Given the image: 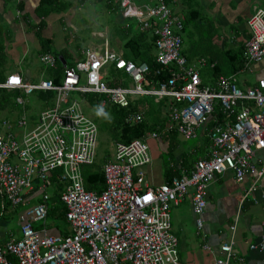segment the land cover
Segmentation results:
<instances>
[{
  "label": "built area",
  "instance_id": "2783aa9c",
  "mask_svg": "<svg viewBox=\"0 0 264 264\" xmlns=\"http://www.w3.org/2000/svg\"><path fill=\"white\" fill-rule=\"evenodd\" d=\"M117 1L122 18L127 20L124 29L148 32L154 38L155 62L159 71L171 67L170 77L154 81L147 62L127 59L104 41L97 47L82 48L79 59L64 64L59 84L50 78L32 84L17 72L0 83L8 92L54 93L53 104L40 111L31 127L25 115L14 121L0 119V202L26 208L18 216V234L0 232V264H180L170 211L189 189L193 190L195 226L200 230L206 190L218 175L229 170L237 182L253 177L245 194L253 192L257 180L264 176V159L254 163L256 151L264 150V75L244 87L237 81L238 76L253 73V67L264 60V9H256L247 19L249 36L238 74H220L211 85H204L201 67L214 68L217 62L199 57L188 63L181 53L183 18L165 0L141 4L113 0ZM39 61L50 69L57 67V57L49 52L40 54ZM107 66L119 72L112 78L116 86L106 83ZM72 93L82 94L86 105L99 114L107 106L124 109L123 121L128 125L144 121L146 108L141 99L171 100L161 126L142 138L114 142L112 157L102 166L105 187L101 192L85 190L81 171L95 159L98 127L85 115L83 101L70 97ZM89 93L94 94L93 105L84 98ZM14 102L24 106L21 95H16ZM216 107L221 115L215 112ZM199 128L209 143L207 156L198 159L187 174L150 185L143 170L151 163L147 139L174 129L189 139ZM53 177L62 184L59 199L65 207L67 234L47 232L48 188L55 186ZM34 194L39 200L27 205ZM238 216L230 226V240L220 245L223 257L217 258L216 264H230L235 259L232 239ZM248 248L260 251L264 260V228L260 240Z\"/></svg>",
  "mask_w": 264,
  "mask_h": 264
},
{
  "label": "crops",
  "instance_id": "0c3cea01",
  "mask_svg": "<svg viewBox=\"0 0 264 264\" xmlns=\"http://www.w3.org/2000/svg\"><path fill=\"white\" fill-rule=\"evenodd\" d=\"M71 1L73 4L79 5L77 8L74 6V9H83L85 5L92 8L96 14L95 21L102 14L115 15L122 21V23L119 21V27H121L120 32L124 36L122 44L125 42L127 34L124 32L123 26L126 21H123L124 18L120 16L119 7L112 10L106 4V0H85L84 2L63 0L62 3L54 5L45 17L43 13L37 11L40 0H0V79H5L14 72L19 73L25 81L32 84L42 78L52 79L51 77L55 75L54 72L58 66L56 69H50L41 65V70L36 68L34 75H31L30 69L20 72L19 68H15L26 58L27 54L39 57L40 36L52 41V49L55 53L63 49L66 50L67 58L73 59L71 62H75L81 57L80 51H73L68 47L69 39H76V35L72 37L74 36L73 32L76 33L77 29L83 28L85 24L83 19L78 24H70L71 11L70 8L66 9L65 4ZM133 1L136 4H141L147 0ZM165 1L174 13L182 14L183 19H189L185 20L187 28L184 26L181 53L190 64L195 63L199 57H210L212 60H216L213 56L217 55L225 59L229 51H237L242 48L244 41L249 36L247 19L256 9H264V0ZM116 3L118 5V1ZM192 11L198 13L197 17L192 16ZM41 20L44 21L42 27L39 23ZM116 21L118 22L117 19ZM68 26H75L74 31L70 32ZM204 33L206 35L203 37ZM93 35L98 36V33H93ZM99 35L102 36V32ZM118 43L120 45L118 51L123 52L119 40ZM97 46L99 45L94 47ZM49 53L54 54L53 52ZM7 58L13 61L16 58L17 65L14 67L5 66ZM253 69V73L239 76L237 81L240 87L252 85L258 77L264 75V60L256 64ZM200 72L201 74L208 73L210 82L215 81L216 77L212 78L209 70L203 72L202 69ZM144 100L145 98L140 101ZM163 117H165V112H162ZM171 134L170 132L163 133L156 139H147L151 163L143 170L146 181L150 185L168 183L169 175L173 172H179L180 175L187 174L198 159L207 156L209 143L202 128L196 131V136L193 138L194 145H186V141L191 138L184 139L177 133L178 142L174 141L171 153L167 154L171 144ZM185 158L188 160L187 163H184ZM263 159L264 150L256 151L254 163L258 165ZM253 181V177L247 176L237 182L229 170L218 175L206 190L207 205L202 215L203 223L200 230L196 229L191 209L192 188L189 189L181 203L171 209V232L178 239L180 264H216V259L223 257L220 245L231 238L230 226L237 214L239 218L232 239L235 259L230 264H264L263 254L256 249L248 248L249 244L257 243L260 240L264 228V176L257 180V186L253 192L245 194ZM244 195H246L245 198ZM30 197L35 201L34 203L39 200L38 194ZM47 225L49 234L69 232V228L64 226H53L49 222ZM239 258L241 260H238Z\"/></svg>",
  "mask_w": 264,
  "mask_h": 264
},
{
  "label": "trees",
  "instance_id": "16d2710c",
  "mask_svg": "<svg viewBox=\"0 0 264 264\" xmlns=\"http://www.w3.org/2000/svg\"><path fill=\"white\" fill-rule=\"evenodd\" d=\"M85 0H79V2H84ZM62 3V0H40L39 5L37 6V11L39 13H43V16H47L51 10V8L56 5L57 3ZM106 4L114 10L115 7L118 5L113 3V0H106ZM192 16L197 17L196 14H198L196 11H192ZM186 21L187 19H183L184 26L186 27ZM40 26L42 27L44 25V21L41 20ZM127 35L125 42L122 44V50L124 53V56L127 59H131L134 62H147L149 64V68L151 71V75L154 74V81L156 80H165L170 77L171 74V67L164 68L162 71H159L160 66L155 62L154 59V38L150 36L148 32H137L133 33L131 29L124 31ZM39 38V36H38ZM40 50L39 53H46V52H53L55 56L57 57V70L55 75H53L52 81L54 84H59L62 73H63V63L66 65H72L74 62H68L67 56H66V50H60L56 51V53L52 49V41L50 39H45L40 36ZM244 46V44H243ZM215 59H217L218 63L216 66L211 70L212 77H217L220 74H231L236 73L240 71V69L243 67V61H244V47L240 48L237 51H229L227 53V56L225 59L222 56H213ZM223 60V61H221ZM159 71V73L156 74V71ZM239 78V76H238ZM5 79H0V83L3 82ZM126 82V81H124ZM203 82V81H202ZM106 83L108 86H116L117 84L114 82V79L107 78ZM204 84V83H203ZM208 85V84H204ZM239 85V84H238ZM42 95L41 97H53L54 93L51 92H40ZM84 98H87V100L93 105V99L94 94H84ZM148 99V100H147ZM153 98H145V100L142 102L143 106L146 108V111L144 113V121L139 124H133L128 125L123 121V118L125 116V110L119 109L115 106H107L106 109L100 114L102 118H106L108 121L109 131L114 137V141L116 142H124L127 143L130 140L134 138H142L147 132H151L155 130L156 125L161 126L158 124H162L165 122L166 117L162 118V112L166 113V106L168 103L171 102L167 97L158 100L157 102H153ZM10 93L6 91L5 89L0 88V115H4L5 117L11 121H14L16 118H13V116L10 114L12 113L10 108ZM10 111V112H9ZM216 113L219 112V107H216L215 109ZM163 121V122H162ZM210 125V124H209ZM170 133V140L171 144L168 147L167 154H170L172 151V148L174 147L172 144H174V141L178 142L177 138V131L174 129ZM97 154L95 155V159L91 165H85L82 167V176L84 180V188L87 191H94V192H101L104 187V175L102 166L104 162L108 159H110V155H106L105 159L102 161L96 159ZM187 159L185 158L184 163H187ZM170 173V170H169ZM179 172H173L169 175V182L174 176H179ZM56 177V176H55ZM55 180V187L57 190H59L62 187V184L58 183V181ZM59 193H54L53 195L56 197V199L50 197L49 200V209L47 213V222H50V219H65V207L60 202L59 199ZM12 208L8 202H4L3 205L0 202V220H2V217L5 215V211L7 209ZM173 208V207H172ZM171 208V209H172ZM15 209V208H12ZM171 212V211H170ZM171 218V216H170ZM171 221V219H170ZM59 227V226H58ZM5 231V230H4ZM3 232V231H2ZM67 234V232L65 233Z\"/></svg>",
  "mask_w": 264,
  "mask_h": 264
},
{
  "label": "rangeland",
  "instance_id": "374dc122",
  "mask_svg": "<svg viewBox=\"0 0 264 264\" xmlns=\"http://www.w3.org/2000/svg\"><path fill=\"white\" fill-rule=\"evenodd\" d=\"M63 2V0H62ZM66 9L70 8L71 11V16L69 18L70 24H78L81 19L85 20L84 27H80L77 29L76 33H74V27L75 26H68L69 31L73 32L76 39H69L68 41V47L69 49L73 51H81L82 48H87L88 46H96V45H102L104 41L109 42L110 48L118 51L120 49V45L118 43V40L122 44L123 42V34L120 32L119 27V19L115 15H100L96 21L94 17H96L94 11L92 8L88 7L87 5L84 6L83 9H74V6H79L77 3L73 4V1L68 2L65 4ZM120 16V8H118ZM102 11L104 9L102 8ZM180 14V13H179ZM98 15V14H97ZM119 16V15H118ZM179 16H182L180 14ZM122 17V16H121ZM120 17V18H121ZM118 20V22L116 21ZM122 20V19H121ZM122 23V21H120ZM187 28V27H186ZM133 33L135 31L132 29L131 30ZM102 32V36L99 35V33ZM93 33H98L97 35H93ZM206 35V33L203 34V37ZM23 55V54H22ZM69 62H71L73 59L70 57L67 58ZM17 59L15 58V61H13L10 58L6 59V65L5 66H16L17 65ZM217 60V59H216ZM218 63V61H217ZM41 65L43 64L40 63L39 57L37 58L35 55L31 56L28 55L26 56L23 61H21L15 68H19L20 72H24L25 69H30L31 70V75H34L36 68L38 70H41ZM2 66V65H1ZM47 68V67H46ZM209 67H202L200 71L203 69V72H207L209 70L210 75H211V68ZM104 72L107 75V78H113L117 77L119 75V72L114 71L111 67L107 66L105 67ZM201 79L204 84H210L212 82L209 81V75L208 73H203L201 74ZM212 76V75H211ZM214 78V77H212ZM82 82H85V77L82 76L81 79ZM10 93V110L12 113H10L13 118H17L19 116L25 115L27 116V121H28V127H31L32 124H34L35 119L39 115L40 111L43 110L44 108L51 106L54 102L53 97H41L42 95L40 94L39 91L32 92L30 94H24L22 92H9ZM17 95H21L24 99V106H18L15 104L14 99ZM72 99L77 100L79 103L83 101V95L80 93H72L70 95ZM82 108L86 116L91 118L97 125L98 127V134H97V144H96V159L97 160H104L106 155H110V157L113 154L114 151V137L109 131V126H108V121L106 118H102V116L97 113L92 107L87 106L86 103L83 101L82 102ZM10 112V111H9ZM0 117H5L4 115H0ZM19 133V136L21 135V131L17 130ZM192 137L190 140L186 141V145H194L195 141ZM48 190L50 191V197L56 199V197L53 195L55 192L59 193V190L56 189L55 186H49ZM26 189H24L22 192H25ZM35 201L32 200L29 204H33ZM26 208L22 206H18L15 209L9 208L7 211H5L4 217H2V220H0V232L3 230H13L18 234V216L19 214ZM51 225L55 226H64L67 229L69 228L68 223L66 222L65 219H50L49 222Z\"/></svg>",
  "mask_w": 264,
  "mask_h": 264
},
{
  "label": "clouds",
  "instance_id": "9594fccd",
  "mask_svg": "<svg viewBox=\"0 0 264 264\" xmlns=\"http://www.w3.org/2000/svg\"><path fill=\"white\" fill-rule=\"evenodd\" d=\"M123 21H126L127 22V20H123ZM123 28H124V26H123ZM135 33H137V32H135Z\"/></svg>",
  "mask_w": 264,
  "mask_h": 264
},
{
  "label": "water",
  "instance_id": "95a60500",
  "mask_svg": "<svg viewBox=\"0 0 264 264\" xmlns=\"http://www.w3.org/2000/svg\"><path fill=\"white\" fill-rule=\"evenodd\" d=\"M63 63V65L65 64L64 62H62Z\"/></svg>",
  "mask_w": 264,
  "mask_h": 264
}]
</instances>
